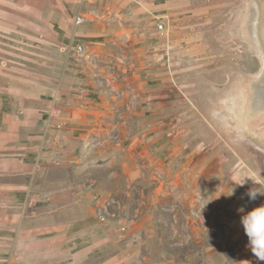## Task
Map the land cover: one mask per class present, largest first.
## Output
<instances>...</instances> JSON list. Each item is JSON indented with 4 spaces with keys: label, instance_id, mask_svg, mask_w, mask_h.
<instances>
[{
    "label": "rangeland",
    "instance_id": "1",
    "mask_svg": "<svg viewBox=\"0 0 264 264\" xmlns=\"http://www.w3.org/2000/svg\"><path fill=\"white\" fill-rule=\"evenodd\" d=\"M0 63L16 90L85 101L73 133L53 115L69 153L46 171L87 176L98 217L152 223L134 263L260 264L238 208L264 204L247 196L264 184V0H0Z\"/></svg>",
    "mask_w": 264,
    "mask_h": 264
},
{
    "label": "crops",
    "instance_id": "2",
    "mask_svg": "<svg viewBox=\"0 0 264 264\" xmlns=\"http://www.w3.org/2000/svg\"><path fill=\"white\" fill-rule=\"evenodd\" d=\"M11 81L0 63V261L144 264L134 262L150 260L142 248L152 223L123 215L103 222L92 207L87 176L46 171L56 167L47 160L59 152L57 132L49 124L53 115L75 132L77 122L88 121L85 101L65 95L66 91L64 96L57 90L44 96L41 86L22 92Z\"/></svg>",
    "mask_w": 264,
    "mask_h": 264
},
{
    "label": "clouds",
    "instance_id": "3",
    "mask_svg": "<svg viewBox=\"0 0 264 264\" xmlns=\"http://www.w3.org/2000/svg\"><path fill=\"white\" fill-rule=\"evenodd\" d=\"M244 184V183H243ZM240 184V185H243ZM254 186L247 192L249 200L255 201L259 196H264V184H258L253 180ZM232 193L226 195H232ZM241 223L248 237V247L260 264H264V204L245 211L244 207L238 208Z\"/></svg>",
    "mask_w": 264,
    "mask_h": 264
},
{
    "label": "built area",
    "instance_id": "4",
    "mask_svg": "<svg viewBox=\"0 0 264 264\" xmlns=\"http://www.w3.org/2000/svg\"><path fill=\"white\" fill-rule=\"evenodd\" d=\"M161 28H164V24H160ZM77 51L79 53H84L86 51V46L84 44H78L76 47ZM56 126V125H55ZM48 162H52L58 166H63L66 163L65 155L63 151H59L57 154L53 155L50 160H47ZM100 220L103 222L107 220V215L100 213L99 214Z\"/></svg>",
    "mask_w": 264,
    "mask_h": 264
}]
</instances>
